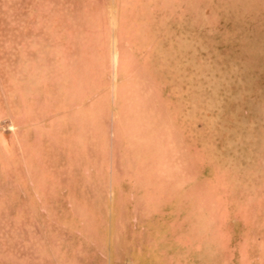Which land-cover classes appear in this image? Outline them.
Returning a JSON list of instances; mask_svg holds the SVG:
<instances>
[{"label":"rangeland","instance_id":"obj_1","mask_svg":"<svg viewBox=\"0 0 264 264\" xmlns=\"http://www.w3.org/2000/svg\"><path fill=\"white\" fill-rule=\"evenodd\" d=\"M163 237L264 264V0H0V264Z\"/></svg>","mask_w":264,"mask_h":264},{"label":"crops","instance_id":"obj_2","mask_svg":"<svg viewBox=\"0 0 264 264\" xmlns=\"http://www.w3.org/2000/svg\"><path fill=\"white\" fill-rule=\"evenodd\" d=\"M158 221L160 222V220H158ZM163 224H165V223H163ZM158 244H161V243H158ZM161 246H162L161 248H166V252L162 251V257L159 255L158 260H157V264H169V262H170V260H169L170 251H168V250H169V246H170V240H168V239L165 240V238L163 237V242H162ZM158 252L160 253L161 250H158ZM165 255L168 256V259L164 258ZM152 256L155 257L154 252H153ZM153 264H155L154 258H153Z\"/></svg>","mask_w":264,"mask_h":264}]
</instances>
